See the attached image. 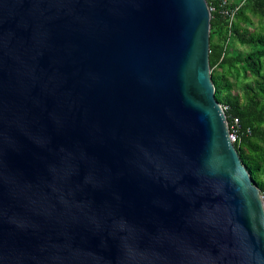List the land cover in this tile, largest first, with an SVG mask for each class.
I'll return each instance as SVG.
<instances>
[{
    "label": "water",
    "instance_id": "water-1",
    "mask_svg": "<svg viewBox=\"0 0 264 264\" xmlns=\"http://www.w3.org/2000/svg\"><path fill=\"white\" fill-rule=\"evenodd\" d=\"M206 0H0V264H264Z\"/></svg>",
    "mask_w": 264,
    "mask_h": 264
},
{
    "label": "trees",
    "instance_id": "trees-1",
    "mask_svg": "<svg viewBox=\"0 0 264 264\" xmlns=\"http://www.w3.org/2000/svg\"><path fill=\"white\" fill-rule=\"evenodd\" d=\"M220 1L206 0L212 7L208 64L213 96L227 126L232 118L238 121L232 144L264 199V0H226L228 7H237L230 20ZM251 17L257 19L255 25Z\"/></svg>",
    "mask_w": 264,
    "mask_h": 264
},
{
    "label": "built area",
    "instance_id": "built-area-1",
    "mask_svg": "<svg viewBox=\"0 0 264 264\" xmlns=\"http://www.w3.org/2000/svg\"><path fill=\"white\" fill-rule=\"evenodd\" d=\"M219 7L221 9V12L224 13V15H226L229 20L232 18L237 8V7H228L226 0H221L219 3ZM208 8L209 10L212 9V7H208ZM237 122L238 121L236 118H232V122L230 123L229 126H227L228 136L231 142H234L236 139V127L238 124ZM262 207L264 209V199L263 198H262Z\"/></svg>",
    "mask_w": 264,
    "mask_h": 264
},
{
    "label": "rangeland",
    "instance_id": "rangeland-1",
    "mask_svg": "<svg viewBox=\"0 0 264 264\" xmlns=\"http://www.w3.org/2000/svg\"><path fill=\"white\" fill-rule=\"evenodd\" d=\"M229 1H232V2H235V3H239L240 1L242 0H229ZM252 21H253V25L256 24V21L257 19L255 17H251ZM251 28V27H250ZM235 50H239V47H235Z\"/></svg>",
    "mask_w": 264,
    "mask_h": 264
},
{
    "label": "crops",
    "instance_id": "crops-1",
    "mask_svg": "<svg viewBox=\"0 0 264 264\" xmlns=\"http://www.w3.org/2000/svg\"><path fill=\"white\" fill-rule=\"evenodd\" d=\"M229 3H233V4H235V2H232V1H229V0H227Z\"/></svg>",
    "mask_w": 264,
    "mask_h": 264
}]
</instances>
